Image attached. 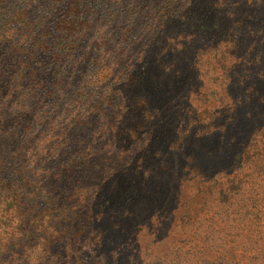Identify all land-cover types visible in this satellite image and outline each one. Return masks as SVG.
I'll return each mask as SVG.
<instances>
[{
  "label": "rangeland",
  "instance_id": "rangeland-1",
  "mask_svg": "<svg viewBox=\"0 0 264 264\" xmlns=\"http://www.w3.org/2000/svg\"><path fill=\"white\" fill-rule=\"evenodd\" d=\"M58 1L0 0L1 175L27 165L15 179L43 193L39 209L54 194L53 224L71 233L43 264H127L118 249L136 236L143 264H264V118L234 101L209 131L192 124L204 100L237 94L215 67L242 62L238 28L244 47L264 37V0H76L83 24L64 45Z\"/></svg>",
  "mask_w": 264,
  "mask_h": 264
},
{
  "label": "trees",
  "instance_id": "trees-1",
  "mask_svg": "<svg viewBox=\"0 0 264 264\" xmlns=\"http://www.w3.org/2000/svg\"><path fill=\"white\" fill-rule=\"evenodd\" d=\"M59 1L57 4L64 3H59ZM67 1L71 2L69 7L63 6L65 9H58L59 12L63 13L66 19L69 17L68 21L62 22L64 29L66 30V35L63 37L64 42L61 40L60 43L62 45L71 41V36H73V34L76 36L83 24L76 19L77 15H75L77 12H80V4L76 3V0ZM253 6H257L254 9L257 15H263L264 18V2H258ZM260 22H264V19ZM257 24H259V22ZM246 28V26L238 28V36L240 37V35H242V37L238 39L241 48L239 56L241 57L242 62L240 63L238 60H235L240 63L244 70L240 71L238 63L236 65L233 63L230 65L228 64V66H225L224 64V66L217 65L215 67L217 73L223 71L227 72L225 80H231L233 84L239 87V89L235 90V93L237 94H230L229 97L223 100L226 102H221V100H210L211 102H208L207 100H204L202 105L204 112L200 114V108H197L196 110V115L192 122L195 126L200 127V125H198L199 122H205L203 128L209 131L213 125L215 126L216 118L220 113L222 115L225 112L229 114L236 112H234L233 107L230 106V102L233 103L234 101L238 102L234 103V105H237L236 109L240 110V114L248 113V110L252 109V117L255 119L253 122L260 123L261 118H264V37L262 34H259V32L258 34H252V49L250 45L244 47L242 45H246V42H244L243 37H247V34L244 35L242 31ZM67 35L69 36L67 37ZM249 37L250 36H248V38ZM251 52L252 59H245V57ZM244 54L246 55L245 57ZM251 61L252 68H250ZM214 73L216 72L214 71ZM231 97H233V99H231ZM194 114L195 112L193 115ZM262 139H264V136ZM77 159L79 160V158ZM249 159L250 158L244 157V161H248ZM69 161L72 162H70L69 166L74 163L72 158H70ZM81 162L83 163V160ZM6 164L7 159H2L0 157V175L6 170ZM13 168V175L9 177L0 176V264H43L48 255L46 247L53 242H58L66 236H71L70 229L67 226H64V228H59V230H57L56 226L53 224L55 222L51 219V216L57 213L56 210L58 206L54 194H45L46 207L39 209L36 201L38 200V197H43V193H30V190H27L26 188L25 178L22 177L23 174L19 179H15L16 172L22 173L23 170H25L28 173V166L19 164L18 166L14 165ZM233 181L230 183H234ZM75 183L76 181L70 182L71 186H74ZM221 187L219 189L220 194L229 191V187ZM80 189L77 188L76 191ZM49 201L51 205H47ZM2 207L3 209L1 210ZM186 209L188 210H186L187 212H191V215L189 216L190 225L193 226L194 224H198L197 222L199 221L200 215L199 210L194 208L193 204H189ZM207 220L211 221L213 219L208 218ZM201 228L202 225L195 227L192 230V240H189L188 238L189 242L186 243L188 246L187 253L191 256L200 255V252L196 251V248L198 246L197 241H201L200 239L202 238L201 234L203 232L201 231ZM100 234L102 235L103 232L101 231ZM105 234L107 235V231ZM188 240L186 239L185 241L187 242ZM137 242V236L133 239L132 244H129L127 238H124L121 242L122 249L119 248L118 250H123L120 254L127 259V264H143V261L137 260L138 256H142V253L137 249L140 245ZM143 249L145 248L143 247ZM154 249L155 247H149V250H144L145 253H143V258H148L151 254L159 252ZM174 252L176 254L178 249L174 250ZM161 253H163V251H161ZM178 254L179 252L175 255V261H171V264H182L179 261ZM115 256L116 253L110 255L112 261L116 260ZM156 259L153 261V264H160ZM160 261L163 262V259H160ZM199 264H211L209 257L208 260L205 259Z\"/></svg>",
  "mask_w": 264,
  "mask_h": 264
}]
</instances>
